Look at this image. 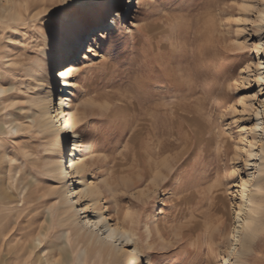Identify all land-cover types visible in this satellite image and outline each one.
I'll return each mask as SVG.
<instances>
[{
    "label": "rangeland",
    "instance_id": "374dc122",
    "mask_svg": "<svg viewBox=\"0 0 264 264\" xmlns=\"http://www.w3.org/2000/svg\"><path fill=\"white\" fill-rule=\"evenodd\" d=\"M117 2L125 12L118 35L124 21L143 29L132 46L166 71L133 85L126 68L117 72L103 64L119 65L132 50L108 34L74 72L71 105L80 117L82 176L101 190L93 208L121 227L136 225L144 264L150 253L154 264H221L232 246L239 182L252 171L245 161L264 99V83L257 82L258 73L264 75V68L259 70L264 55L258 52L264 0H132L128 10V0H104L96 13L107 21ZM17 4L22 19L0 18V88L5 89L0 93V247L7 244V261L17 263L13 246L29 232L28 242L42 237L40 248L25 257L35 264H41L36 258L43 252L58 260L60 248L66 264H106L85 260L67 245L69 228L59 208L62 184L48 169L58 154L52 137L39 128L35 106L53 30L66 37L68 28L79 29L83 53L92 37L86 32L98 21L88 10L91 1ZM154 113L162 116L160 141L175 147L157 158L152 153L159 139L138 134L142 118ZM166 156L176 157L167 184L154 186L150 176L138 182L144 162ZM262 224L247 264H264Z\"/></svg>",
    "mask_w": 264,
    "mask_h": 264
},
{
    "label": "bare ground",
    "instance_id": "6f19581e",
    "mask_svg": "<svg viewBox=\"0 0 264 264\" xmlns=\"http://www.w3.org/2000/svg\"><path fill=\"white\" fill-rule=\"evenodd\" d=\"M85 1H91L88 10L94 13L93 17L98 21L90 31L86 32L87 35L92 37L91 39L88 37L90 41L85 52L79 53L83 43L80 40V30L74 29V27L66 30L67 26L61 25V30H66V37L61 34L62 31L60 32L58 28H55L47 39L49 49L44 51L45 66L47 67H40L41 77L37 78L42 94L35 103L37 108L36 119L40 130L52 137L53 147L58 154V157L50 163L48 169L49 174L62 184L58 190L59 208L61 220L69 228L66 233L69 248L75 251L79 250L85 260L91 257L106 264H144V261H142L144 251L142 246L140 247L139 239L133 230L136 225L133 228L132 225H129L131 226L129 228L121 227L111 222V217L105 215L103 211L94 209L93 206L97 205L101 190L97 192L98 187L88 183L86 178L82 176L85 169V162L82 158L84 144L83 137L78 131L80 117L77 116L76 110L71 105V96L75 88L73 74L74 70L78 69L82 59L87 56L86 52L95 51L93 46L99 40L98 36L108 35L112 30L111 25L115 23L112 16L107 21H103L102 16L96 13L99 9H95V7H100L104 0ZM131 2L132 0H128L126 10L130 7ZM113 8L118 14L122 13L120 16V19H122L125 14L124 5L117 2ZM23 11L20 5L17 4V0H0V18L2 19H22ZM263 15L264 12H261V17H264ZM109 20H111L110 23H108ZM258 52L264 55L263 39H260L258 43ZM262 59H264V56L259 61V70L264 68V60ZM66 72H71V74L69 76L61 75V73ZM257 77L258 84L264 83L262 72H259ZM47 80H50L51 84L48 85ZM58 80L61 87L56 101L55 92ZM62 88H64L63 91ZM4 90L0 88V93ZM255 116L256 125L252 130L256 135L249 142V157L245 161L246 167L252 169V171L250 170L245 179H241L239 182L241 201L235 206L232 246L229 254L224 256L221 264H247L248 259H246V256L253 250L255 239L260 230L259 226L264 221V99L257 107ZM161 121L162 116L156 113L145 115L140 123L138 134L143 135L145 138L152 135L156 140L159 139L160 130L158 131V127L160 128ZM18 128L19 125L12 126L11 130H18ZM244 128L249 134L250 130L246 126ZM164 141L158 140V150L152 153L153 157L162 156L165 152L175 148L173 144ZM169 145L172 146L169 147ZM168 156L163 158L162 161L144 162V165H141V179L138 182H143L150 176L154 186L167 184L168 177L172 174L173 160L178 155H174L176 157L173 156L172 159ZM70 183L72 188L69 187ZM79 206L81 208H78ZM82 214L84 215L82 216ZM133 217L135 216L133 215ZM147 229L151 235V228L148 227ZM28 236L29 232L24 233L13 246L16 255L20 258V261L15 264H35L32 260L31 262L25 259V257L30 255L33 250L40 248L42 237H40V234L33 241L28 242ZM6 250H10L7 244L1 245L0 264H11L4 254ZM62 250L60 248L58 251L60 256L58 260L55 259L56 255L52 252H43L38 257L36 256V259L41 264H66L68 258L63 256ZM61 259L64 261H61ZM146 263L154 264L151 253L147 255Z\"/></svg>",
    "mask_w": 264,
    "mask_h": 264
},
{
    "label": "snow or ice",
    "instance_id": "6c2138e0",
    "mask_svg": "<svg viewBox=\"0 0 264 264\" xmlns=\"http://www.w3.org/2000/svg\"><path fill=\"white\" fill-rule=\"evenodd\" d=\"M59 2L61 4H65L67 3V0H59ZM133 3H135V0H133ZM110 15L112 16L115 23L111 25L112 31L109 33V36L118 38L121 41H127V46L132 50L125 55V58L119 65L114 66L109 60H105L103 64L107 65L109 68L117 72L122 71L126 68L128 79L133 85L142 83L145 78L149 76H163L166 71L165 68L161 67V65L158 64L155 60H152L150 54L145 55L143 52L132 46L133 39L137 38L138 33L142 32L143 29L136 28L135 26L127 24V22L124 21L123 26L119 28V33L122 35H118L117 26L121 25L120 16L122 15V13L118 14L117 11L113 9ZM97 59L99 58L97 57ZM74 71L78 72L79 69H76ZM70 74L71 72L61 73L62 76H69Z\"/></svg>",
    "mask_w": 264,
    "mask_h": 264
},
{
    "label": "built area",
    "instance_id": "2783aa9c",
    "mask_svg": "<svg viewBox=\"0 0 264 264\" xmlns=\"http://www.w3.org/2000/svg\"><path fill=\"white\" fill-rule=\"evenodd\" d=\"M62 80H63V79H62ZM56 85H57V87H56V92H57L56 99H57V98H58V95H59V89H60V87H61V84H60L59 80L56 82ZM63 89H64V88H62V91H63Z\"/></svg>",
    "mask_w": 264,
    "mask_h": 264
},
{
    "label": "water",
    "instance_id": "95a60500",
    "mask_svg": "<svg viewBox=\"0 0 264 264\" xmlns=\"http://www.w3.org/2000/svg\"><path fill=\"white\" fill-rule=\"evenodd\" d=\"M56 93V95H57V92H55Z\"/></svg>",
    "mask_w": 264,
    "mask_h": 264
}]
</instances>
